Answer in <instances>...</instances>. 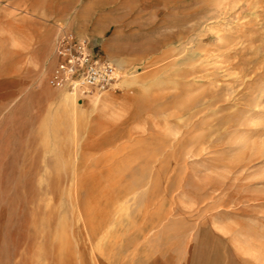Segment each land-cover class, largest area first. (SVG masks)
<instances>
[{"label":"rangeland","instance_id":"374dc122","mask_svg":"<svg viewBox=\"0 0 264 264\" xmlns=\"http://www.w3.org/2000/svg\"><path fill=\"white\" fill-rule=\"evenodd\" d=\"M84 1L0 0V264H264V0H121L120 91L71 103Z\"/></svg>","mask_w":264,"mask_h":264},{"label":"built area","instance_id":"2783aa9c","mask_svg":"<svg viewBox=\"0 0 264 264\" xmlns=\"http://www.w3.org/2000/svg\"><path fill=\"white\" fill-rule=\"evenodd\" d=\"M55 65L49 86L58 92L86 98L120 91L121 70L88 42L61 29L53 41Z\"/></svg>","mask_w":264,"mask_h":264},{"label":"crops","instance_id":"0c3cea01","mask_svg":"<svg viewBox=\"0 0 264 264\" xmlns=\"http://www.w3.org/2000/svg\"><path fill=\"white\" fill-rule=\"evenodd\" d=\"M120 20L121 0H85L77 7L67 31L78 39L94 42L107 60L118 65L135 57V45L121 40L124 33L118 28ZM150 264H176V261L163 254L152 258Z\"/></svg>","mask_w":264,"mask_h":264},{"label":"bare ground","instance_id":"6f19581e","mask_svg":"<svg viewBox=\"0 0 264 264\" xmlns=\"http://www.w3.org/2000/svg\"><path fill=\"white\" fill-rule=\"evenodd\" d=\"M26 6H27V4H26ZM69 97H68V99H69V101L71 102V103H75L76 101H75V97H73V96H71V95H68ZM144 102V101H143ZM142 102V103H143ZM134 103H135V101H134ZM133 104V103H132ZM137 107H141V101H138L137 103Z\"/></svg>","mask_w":264,"mask_h":264}]
</instances>
